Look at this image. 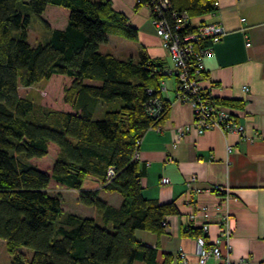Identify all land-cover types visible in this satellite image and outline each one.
Returning <instances> with one entry per match:
<instances>
[{"label": "trees", "instance_id": "16d2710c", "mask_svg": "<svg viewBox=\"0 0 264 264\" xmlns=\"http://www.w3.org/2000/svg\"><path fill=\"white\" fill-rule=\"evenodd\" d=\"M160 1L136 0L135 10ZM168 3L162 18L179 38L217 10L216 0ZM48 6L68 11L64 28L51 29L41 18ZM182 12L189 25L175 31L173 13ZM32 16L49 32L45 43L33 46L27 41ZM108 35L138 41L137 28L109 0H0V239L11 264H180L171 253L159 256L135 236L136 230L164 233L166 217L180 212L174 201L143 197L145 167L133 159L143 133L168 115L171 101L162 97L161 83L176 79L166 61L150 58L140 45L136 61L99 52ZM205 77L200 71L196 79ZM41 81L48 82L51 95L61 85L60 109L19 96V88ZM152 98L161 103L157 117L148 112ZM214 101L232 110L242 107L233 100ZM111 103L116 109L96 119L97 109ZM48 154L54 158L49 172L28 162ZM89 178L99 189L84 188ZM50 186L77 192L78 202L93 208L96 217L64 212L60 193L52 194ZM99 191L117 194L119 205L100 199ZM180 234L202 237L209 246L202 227L181 225ZM20 248L31 250L29 260L18 253Z\"/></svg>", "mask_w": 264, "mask_h": 264}, {"label": "crops", "instance_id": "0c3cea01", "mask_svg": "<svg viewBox=\"0 0 264 264\" xmlns=\"http://www.w3.org/2000/svg\"><path fill=\"white\" fill-rule=\"evenodd\" d=\"M109 1L114 11L126 16L137 28V47H144L150 58L165 61L167 55L160 38L155 31L148 32L147 24L151 22L146 9L135 10L134 0ZM216 3V12L202 20L219 22L223 35L203 58L206 77L201 85L213 98L242 104L239 109L225 108L234 114L243 130L238 134L211 129L202 135L190 130L178 138L176 129L193 121L192 111L188 104L174 100L175 82L172 96L165 86L162 97L171 101L168 115L158 127L143 133L137 161L145 167L140 179L143 197L159 203L174 201L180 215L167 216V226L160 235L140 230L135 236L145 245L155 247L159 256L171 253L177 258L181 251L188 264H199L196 240L181 236V225H206L205 240L212 246L221 239L220 230L228 221L231 232L227 241L217 242L223 257L264 264V0ZM48 12L46 7L42 15ZM111 55L120 60L131 57L120 56L118 51ZM162 178L166 179L163 184ZM212 186L225 192L208 191ZM84 188L97 190L99 183L89 178ZM104 194L101 191L98 197L114 207L119 205L120 199L114 198V194ZM205 264L222 263L208 260Z\"/></svg>", "mask_w": 264, "mask_h": 264}, {"label": "built area", "instance_id": "2783aa9c", "mask_svg": "<svg viewBox=\"0 0 264 264\" xmlns=\"http://www.w3.org/2000/svg\"><path fill=\"white\" fill-rule=\"evenodd\" d=\"M134 1L136 2V0ZM144 7L148 9L150 22L155 34L160 38L161 46L171 60L168 73L176 79L174 100L188 104L192 111L193 121L184 127L177 128V137H182L190 130L202 135L211 129H217L224 133L235 132L241 134L243 126L236 121L234 114L224 106L216 104L211 94L207 90H203L201 82L196 79L199 72L204 70V56L211 51V46L218 43L223 35L221 24L219 22H203L197 26L195 31L179 38L162 18V12L169 7L168 0H162L159 3H152L150 6ZM173 17L175 19V31H179L189 25L185 12L179 15L173 13ZM204 41L209 44L204 46ZM246 46H248V43H246ZM161 90L162 92L165 91L164 83H161ZM246 90L244 89V91ZM148 104L150 105L148 109L149 115L153 117L159 116L162 109L159 100L156 98L149 99ZM138 144L139 140L137 141V146ZM230 148L229 146L226 148L227 152L230 151ZM133 159L138 160V150L135 151ZM107 175L108 177L113 175L112 169H108ZM165 182L166 179L162 178L161 183ZM207 190L225 192L223 188L218 186H212ZM227 222L224 223L219 234L221 239L226 241L231 232ZM202 231L206 233V225L202 226ZM219 241H216L212 246H208L202 237L196 239L195 255L199 264H205L208 260L219 261L222 264H250L247 259L231 261L228 256L223 257L217 245ZM226 249L227 252L230 250L228 245H226ZM177 258L180 264H188L183 252L180 251Z\"/></svg>", "mask_w": 264, "mask_h": 264}, {"label": "rangeland", "instance_id": "374dc122", "mask_svg": "<svg viewBox=\"0 0 264 264\" xmlns=\"http://www.w3.org/2000/svg\"><path fill=\"white\" fill-rule=\"evenodd\" d=\"M143 8L146 9L147 13H149L147 8H145V7H143ZM55 9H58V10L55 12H52ZM48 10H49V12L47 14L45 13V14L41 15V18L48 23V25L51 29H54V28L55 29H61L62 26H64V24H66L68 11L64 8L55 7V6H48ZM50 10H52V11H50ZM147 25L149 28L148 32L154 33L152 25L149 22ZM48 37H49V32L46 30L44 25L39 21V19L37 17L32 16L30 19V22H29V26H28V37H27L28 43L31 46L38 44V43H45L47 41ZM107 38H108V42L102 43L99 45V52L114 54L116 51H118V52H120V56H122L123 54H126L125 55L126 57L131 56L132 58L131 57H128V58H131L134 61L137 60V57H138L137 45L138 44L135 41L124 40L123 38H120L118 36H113V35H108ZM165 61L167 63H169V66H171V60L168 56L166 57ZM62 78H63L62 76H55L54 79L59 81ZM85 83L91 84V85H98L99 84V82H96V81H85ZM164 84H165L166 88H168V90H169V91H167L168 95L172 96V91L174 89L173 77L166 78V80L164 81ZM47 85H48V82L41 81L29 89L19 88L18 94H19V96H25L26 95L28 98H30L33 101V103L35 105H38V106L42 105V106H46V107L50 106L53 109H60L62 107V105H61V93H60L61 85L58 88V93L55 92L52 95L48 94V92L46 90ZM56 86L57 85H55V88H56ZM47 99H49L50 103L47 102ZM116 106H117V104L111 103V104L107 105L106 107L104 106V110L97 109V112L95 114V118L96 119H102L103 112L105 110H114V109H116ZM28 162L30 165L35 166L37 169H39L41 171L49 172L51 169V166L54 162V158H53V155L48 154L43 158L30 159ZM91 189H93V187ZM49 190L52 194L60 193V195L62 197V210L64 212L74 213V214L82 216V217L93 216L94 214L96 215V212L93 208L83 206L78 202L77 192L72 191V190L60 189V188L54 187V186H50ZM99 192H101V191H99ZM104 193H106V192H104ZM104 195L106 197H108L110 194L106 193ZM113 197L114 198L118 197L120 199V197L117 194H114ZM112 198L110 197L111 201H112ZM96 219H97V223L101 224L99 218H96ZM135 233H140V230H136ZM18 253L22 254L26 258V260H29V258L31 256V250L26 249V248H20V251H18ZM11 258H12V256L6 252L5 242L0 239V264H11ZM136 264H139V263H136Z\"/></svg>", "mask_w": 264, "mask_h": 264}]
</instances>
